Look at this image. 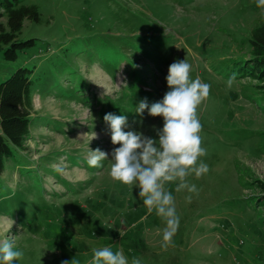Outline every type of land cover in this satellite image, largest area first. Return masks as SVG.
I'll return each instance as SVG.
<instances>
[{"label": "rangeland", "instance_id": "1", "mask_svg": "<svg viewBox=\"0 0 264 264\" xmlns=\"http://www.w3.org/2000/svg\"><path fill=\"white\" fill-rule=\"evenodd\" d=\"M24 3L41 13L20 34L35 45L15 61L0 52V82L19 67L39 79L30 134L0 175V241L23 252L13 264H89L92 250L106 246L141 264H264V86L245 71L258 56L251 31L264 18L256 0ZM182 59L193 79L211 85L198 108L210 170L187 177L200 189L191 203L187 191L166 185L180 224L165 250V224L139 189L110 177L111 160L90 168L85 156L100 148L110 159L118 147L106 113L126 116V131L155 137L163 118L147 110L141 118L136 105L161 100L169 65ZM139 80L155 87L143 92Z\"/></svg>", "mask_w": 264, "mask_h": 264}, {"label": "clouds", "instance_id": "2", "mask_svg": "<svg viewBox=\"0 0 264 264\" xmlns=\"http://www.w3.org/2000/svg\"><path fill=\"white\" fill-rule=\"evenodd\" d=\"M256 5L264 9V0H256ZM191 71L192 65L186 59L175 60L168 68V90L163 98L151 104L145 98L136 105L135 113L141 118L145 110L150 116L163 118V126L154 128L155 137L145 136L135 129L126 131L131 128L126 116L106 113L103 119L111 143L118 147L112 149L110 159L109 154L100 148H88L85 156L90 168H101L103 161L111 160L110 177L139 189L138 196L147 212H155L165 224L161 243L165 250L174 246L173 238L180 224L174 196L166 185L175 183L176 192L187 191L189 195L185 199L191 203L193 195L198 196L200 189L189 183L187 177L194 174L199 179L210 170L201 159L207 152L202 147L198 108L208 97L211 85L199 77L193 79ZM233 79L229 78V86ZM133 123H142V119H134ZM96 137L94 132L91 139ZM22 257L23 252L16 250L13 241H0V264H13ZM62 264L69 262L63 261ZM89 264H141V260L133 257L129 262L121 250L113 251L106 246L92 250Z\"/></svg>", "mask_w": 264, "mask_h": 264}, {"label": "trees", "instance_id": "3", "mask_svg": "<svg viewBox=\"0 0 264 264\" xmlns=\"http://www.w3.org/2000/svg\"><path fill=\"white\" fill-rule=\"evenodd\" d=\"M41 19L37 5L25 4L24 0H0V52L6 60L15 61L21 51L34 47V39L22 40L20 34L26 21L41 22ZM249 40L258 56L253 63L247 62L245 71L249 77L258 79L262 83L260 86H264V18L251 31ZM38 80L34 69L19 67L0 82V175L7 160L23 147L30 134L33 112L31 93ZM136 83V87L143 92L155 87L142 80ZM261 201L264 203V196Z\"/></svg>", "mask_w": 264, "mask_h": 264}]
</instances>
